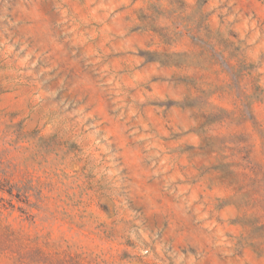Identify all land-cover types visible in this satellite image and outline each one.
<instances>
[{
    "label": "rangeland",
    "instance_id": "1",
    "mask_svg": "<svg viewBox=\"0 0 264 264\" xmlns=\"http://www.w3.org/2000/svg\"><path fill=\"white\" fill-rule=\"evenodd\" d=\"M0 264H264V0H0Z\"/></svg>",
    "mask_w": 264,
    "mask_h": 264
}]
</instances>
